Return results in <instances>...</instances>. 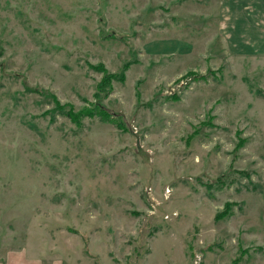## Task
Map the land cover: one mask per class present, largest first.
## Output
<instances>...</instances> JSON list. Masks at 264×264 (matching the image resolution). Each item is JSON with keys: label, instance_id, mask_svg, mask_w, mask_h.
Returning a JSON list of instances; mask_svg holds the SVG:
<instances>
[{"label": "rangeland", "instance_id": "374dc122", "mask_svg": "<svg viewBox=\"0 0 264 264\" xmlns=\"http://www.w3.org/2000/svg\"><path fill=\"white\" fill-rule=\"evenodd\" d=\"M221 1L0 0L12 264H264V11Z\"/></svg>", "mask_w": 264, "mask_h": 264}, {"label": "crops", "instance_id": "0c3cea01", "mask_svg": "<svg viewBox=\"0 0 264 264\" xmlns=\"http://www.w3.org/2000/svg\"><path fill=\"white\" fill-rule=\"evenodd\" d=\"M220 4H221V10H220L219 15L221 17L228 16L227 21L231 20L230 15H231V17L233 16V20H234V15H235L234 13L235 12H240L239 19L245 20L246 18L253 17L250 15L251 13L254 14V18H257L258 13L260 12V9L262 11H264V0H251V1H248V0H231L230 3H224V0H223L220 2ZM238 21L239 20H237V23H239L245 29L250 24V22L252 20L250 22H245L243 24H241ZM158 48L163 49L164 47L160 46ZM11 255H12L11 251H9V252L5 251L4 253H2L0 251V264H12L11 263ZM26 263H27V261L23 258V255H20L14 259V264H26ZM42 264H44V263H42ZM49 264H53V262L49 263ZM55 264H61V263L58 261Z\"/></svg>", "mask_w": 264, "mask_h": 264}, {"label": "trees", "instance_id": "16d2710c", "mask_svg": "<svg viewBox=\"0 0 264 264\" xmlns=\"http://www.w3.org/2000/svg\"><path fill=\"white\" fill-rule=\"evenodd\" d=\"M103 74H104V77H103V80H102L103 84H108L109 81L115 77L114 75L106 74V72L104 70H103ZM58 109L60 110V112L62 114H64L65 116H67L72 122L77 121L78 117L81 116V115H83V114H85V112H86V110H85L82 113H75L74 110H73V108H70L68 110H65V109H62L60 105H58ZM93 109L96 110L99 114H104L107 117H109L108 113L106 111H104L103 109H101L100 107H95ZM90 113L92 114L91 111H90Z\"/></svg>", "mask_w": 264, "mask_h": 264}]
</instances>
